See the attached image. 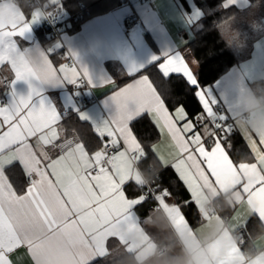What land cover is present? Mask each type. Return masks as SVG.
Returning a JSON list of instances; mask_svg holds the SVG:
<instances>
[{"label": "crops", "instance_id": "0c3cea01", "mask_svg": "<svg viewBox=\"0 0 264 264\" xmlns=\"http://www.w3.org/2000/svg\"><path fill=\"white\" fill-rule=\"evenodd\" d=\"M187 2L191 9L189 13L183 11L177 0H152L151 3L125 0L122 5L107 13L88 17L77 30H73L71 25L68 26L62 32V42L43 40L39 37L43 15L39 10H35L40 15L31 25L30 31L24 36L14 38L18 49L34 58L43 54L56 67L65 63L74 66L81 72L80 79L83 78L85 84L79 85L80 79L71 83L62 78L53 83L16 81L11 83V91L5 94V78L0 82V102H6L0 103V107L11 106L13 93L15 98H19L28 96L31 88H36L39 95H33L32 103L38 104L43 100L46 104L55 106L60 113L62 121L57 125V131L61 140L67 138L66 121L69 115L64 114L65 110L70 111L78 120L88 123L92 130L103 126L117 114V106L112 100L116 88L134 83L138 77L143 76L138 74L154 63L163 62L177 54L185 56L184 48L195 39L199 20L204 16V12L195 5L194 0ZM12 3L19 11L20 6L13 0ZM225 4L228 7L247 10L251 2L227 0ZM129 15L139 19L142 28H128L124 19ZM247 28L240 31L239 37L242 38L244 34V37L256 40L250 52L244 54V57L213 85L204 89L218 101L215 107L218 113L227 116V125L243 137L253 161L235 162L240 171L232 169L221 183L209 176L193 155L188 161L192 171L184 169L183 174L189 184L188 192L192 193L191 201L198 209L200 223L195 228L192 227L173 197L161 194L163 207L151 209L147 216L142 217L136 207L124 217L113 218V222L103 230L112 238L107 240L106 254L102 259L130 253L134 254L139 264H264V196L257 195L259 189L251 190L261 173H264V133L253 130L250 126L251 118L245 109L247 93H253L258 98L264 96V58L257 55L264 51V11ZM61 46L67 49V55L54 61L52 52ZM68 58H71L72 62L68 63ZM186 59L195 73L197 63H193L192 58ZM84 71L87 72L86 77L83 76ZM0 75H11L7 66L0 69ZM129 78L132 79L120 84V81ZM87 97H90L92 102L85 105L83 101ZM130 107L134 109V105ZM148 116L152 120L151 116ZM197 130L209 141L206 145L208 148L211 147L212 137L219 135L218 128L211 126L207 121ZM159 132L160 139L153 146L159 163L167 168L166 166L174 165L178 160L183 162L189 155L184 137L175 130ZM30 142L44 163L54 161L58 155L56 150L51 147L45 149L34 139ZM79 142L83 141L74 134L65 144L71 143L75 146ZM225 149L227 155L224 158L230 157L233 161L226 145ZM15 155L10 149L0 159L10 162ZM143 157L144 152L140 144L137 154L128 162L127 179L130 183L127 185L132 184L137 190H141L143 186V175L138 167ZM33 161L34 168L35 157ZM257 163L261 165L259 170ZM43 170L44 164H41V172ZM7 175L16 189V183L20 185L21 180L24 183L22 176L29 182V178L18 165L8 169ZM51 178L53 181L48 177L43 178L42 190L48 194L46 198L49 206L62 223L65 210L62 204L53 199L59 185L55 184V177ZM27 186L28 183L26 188ZM220 199H224V205L220 203ZM210 204L219 205L220 208L208 213L207 206ZM76 213L81 218L88 217V210L84 207L77 208ZM238 231L251 236L249 251L240 245ZM60 232L61 229L49 231L38 215L30 217L26 234L22 233L20 240L25 247L4 256L5 264H33V260L38 259V249L55 240ZM94 246V237H88V252L92 255H95L92 251ZM160 249L164 250L162 256L157 254ZM246 252H250L251 256L246 257Z\"/></svg>", "mask_w": 264, "mask_h": 264}, {"label": "snow or ice", "instance_id": "6c2138e0", "mask_svg": "<svg viewBox=\"0 0 264 264\" xmlns=\"http://www.w3.org/2000/svg\"><path fill=\"white\" fill-rule=\"evenodd\" d=\"M224 6L228 7L227 4ZM39 15L38 11L24 7L17 11L12 0H0V69L7 66L11 74L0 75V82L5 78L12 84L33 80L53 83L58 78L75 83L80 79L81 72L72 65L65 63L56 67L43 54L34 58L18 49L14 38L28 33ZM257 55L264 58V51ZM158 68L165 79L176 75L191 85H198L195 73L183 55L168 57ZM83 76H87L86 71ZM13 95L11 106L0 107V157L10 149L16 153L10 162L0 159V264H5L4 256L10 255L11 251L25 247L20 243L22 233L26 234L29 218L36 215L49 231L61 229V232L55 240L38 249V259L33 260V264H93L103 258L107 240L112 238L103 230L113 222V218L126 216L148 198L144 193L128 194L125 189L130 183L127 179L128 162L140 148L139 139L130 124L144 114L151 116L161 132L179 131L187 142V158L166 166L174 170L186 191L189 184L183 170L192 171L188 161L193 155L205 172L221 183L232 169L240 171L230 157L224 158L227 150L223 141L231 134V129L226 123L227 116L218 113L215 107L218 101L206 89L197 87L195 96L201 111L193 120L188 118L182 104H174V111L169 110L150 76H140L134 83L116 88L112 100L117 106V114L110 122L93 129L98 143L91 149L83 142L73 146L65 144L66 137L61 140L57 125L62 119L56 107L43 100L38 104L32 103L33 95H39L38 89L31 88L28 96L15 98V93ZM133 105L134 109L130 107ZM204 121L221 130L219 135L212 137L210 148L206 147L209 141L197 130ZM32 139L45 149L51 147L56 150L58 155L54 161H41L30 142ZM41 164H44L43 172ZM14 165L20 166L29 178L22 193L17 191L7 175L8 169ZM260 166L257 163V170ZM44 177L50 181L55 177L54 182L59 185L53 199L65 210L62 223L49 206L48 194L42 190ZM257 189V195L264 196V173L251 190ZM164 191L167 193L166 189ZM191 194L189 192V199ZM79 207L88 210L87 219L76 213ZM88 237L95 239L92 249L95 255L88 252Z\"/></svg>", "mask_w": 264, "mask_h": 264}, {"label": "trees", "instance_id": "16d2710c", "mask_svg": "<svg viewBox=\"0 0 264 264\" xmlns=\"http://www.w3.org/2000/svg\"><path fill=\"white\" fill-rule=\"evenodd\" d=\"M20 7L28 8L31 11L37 10V6L31 4V0H13ZM44 9L51 15H73L81 10V4L85 6L84 19L72 23V29H79L80 25L88 18L94 15L107 13L117 6L123 4L125 0H39ZM185 13L190 12V6L187 0H177ZM227 0H194L195 5L204 12V16L199 20V27L195 39L185 48L186 58H192L197 63L195 76L198 85L189 84L183 77L170 76L165 79L158 68L162 61L154 63L145 68L140 74L150 76L157 86L158 90L166 100V105L171 111H174V104H182L186 109L189 119H193L200 113L201 108L196 99L195 92L197 87L204 89L213 85L220 79L233 65L238 61L234 45L238 42L241 27L243 24L254 22L264 11V0H250L251 5L247 10H240L237 7L225 8L224 3ZM247 20V21H246ZM43 23L38 31L41 39L53 40L45 36ZM54 61L61 57L52 54ZM132 78L120 81V84L129 81ZM66 121L67 142L77 135L89 149L94 143H98V137L91 129V126L78 120L70 112ZM134 134L138 137L144 152V157L138 163L142 175L151 181L158 189H170L173 199L181 206L184 215L192 227H196L200 221V215L195 204L189 199V192L185 190V185L179 181L176 173L170 167L162 166L153 151V146L160 139V132L148 115L141 116L131 123ZM231 129V128H230ZM218 129V134H220ZM223 143L228 148L230 156L236 163L244 161H253L252 154L248 149L243 137L234 129ZM94 144V145H96ZM11 179H13L11 177ZM20 185L16 183L18 191L26 188L28 181L22 176ZM128 194L134 195L143 192L137 190L132 184L125 187ZM137 190V191H136ZM224 199L220 203L224 205ZM154 201L147 199L142 205L137 207L138 213L145 217L154 207ZM221 205V206H222ZM223 208V207H222ZM249 227V226H248ZM250 228V227H249ZM240 238L245 242V250H250L251 236H246L245 232H237ZM249 233V232H248ZM250 235V234H249ZM93 264H139L134 254L125 253L117 258L99 259Z\"/></svg>", "mask_w": 264, "mask_h": 264}, {"label": "built area", "instance_id": "2783aa9c", "mask_svg": "<svg viewBox=\"0 0 264 264\" xmlns=\"http://www.w3.org/2000/svg\"><path fill=\"white\" fill-rule=\"evenodd\" d=\"M142 2H146V3H151L152 0H140ZM31 4H34L37 6V10H39L42 15H43V29L45 31V36L47 38H51L53 40H57L59 42H62V32L64 30L67 29L68 26H70L72 23H76L79 21H82L84 19V9L85 6L83 4H81V10L73 15H65V14H60V15H51L49 14L44 7L42 6V4L40 3L39 0H31ZM124 23L128 28H142V23L139 19L133 17L132 15L126 16L124 19ZM67 49L65 48V46H61L58 48H55L52 52L53 55H57L59 57H65L67 55ZM68 63L72 62L71 58H68L66 60ZM79 85H84L85 84V80L83 78H81L78 81ZM3 93L8 94L11 91V82L8 80H5L3 82ZM6 101L2 100L0 103L4 104ZM92 102V99L90 97H87L83 103L86 105L88 103ZM65 115H69L70 111L65 110L64 111ZM167 190V193H171L170 189L165 188ZM165 189L160 190L158 189V186H155L151 183L150 180H148L147 178H145L143 176V192L148 198L147 199H151L152 201H154V207H163V200L162 197L160 196L161 194H165L167 195V193H165ZM156 198H153V197ZM168 196V195H167ZM168 197H172V194ZM220 206L219 205H214V204H210L207 206V212L208 213H213L216 209H219ZM239 239V243L242 247H245V242L240 238V235L238 236ZM158 256H162L164 254V250L160 249L158 251ZM246 257L251 256L250 252H246L245 253Z\"/></svg>", "mask_w": 264, "mask_h": 264}, {"label": "clouds", "instance_id": "9594fccd", "mask_svg": "<svg viewBox=\"0 0 264 264\" xmlns=\"http://www.w3.org/2000/svg\"><path fill=\"white\" fill-rule=\"evenodd\" d=\"M245 109L251 118L250 126L253 130L257 133H264V96L258 98L253 93H247Z\"/></svg>", "mask_w": 264, "mask_h": 264}, {"label": "rangeland", "instance_id": "374dc122", "mask_svg": "<svg viewBox=\"0 0 264 264\" xmlns=\"http://www.w3.org/2000/svg\"><path fill=\"white\" fill-rule=\"evenodd\" d=\"M247 21V20H246ZM251 25V22L243 24L241 27V30L248 29L247 27ZM199 27V25H198ZM238 42L234 45V48L236 50V57L238 60L243 58L244 54L249 53L251 46L255 43L256 40L254 39H249L248 37H244V34H242V38H238ZM117 258V257H116ZM111 260L113 258H110Z\"/></svg>", "mask_w": 264, "mask_h": 264}]
</instances>
